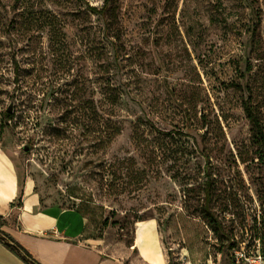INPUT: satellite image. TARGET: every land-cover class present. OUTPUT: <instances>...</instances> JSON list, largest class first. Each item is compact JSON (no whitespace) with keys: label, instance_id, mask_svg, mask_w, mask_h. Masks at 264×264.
Wrapping results in <instances>:
<instances>
[{"label":"rangeland","instance_id":"1","mask_svg":"<svg viewBox=\"0 0 264 264\" xmlns=\"http://www.w3.org/2000/svg\"><path fill=\"white\" fill-rule=\"evenodd\" d=\"M105 4L0 0V147L110 250L155 219L172 264L264 253V0Z\"/></svg>","mask_w":264,"mask_h":264},{"label":"crops","instance_id":"2","mask_svg":"<svg viewBox=\"0 0 264 264\" xmlns=\"http://www.w3.org/2000/svg\"><path fill=\"white\" fill-rule=\"evenodd\" d=\"M22 194V207L17 203ZM17 213L16 221H12ZM0 230L22 246L40 264H169L162 248L159 224L145 220L142 238L130 246L119 243L114 250L102 241L85 237L86 219L76 210L42 201L30 178L20 173L14 159L0 147ZM150 229V231H148ZM0 264H27L0 241Z\"/></svg>","mask_w":264,"mask_h":264},{"label":"trees","instance_id":"3","mask_svg":"<svg viewBox=\"0 0 264 264\" xmlns=\"http://www.w3.org/2000/svg\"><path fill=\"white\" fill-rule=\"evenodd\" d=\"M107 6V0L104 8V10ZM92 11L97 12L95 8L92 9ZM101 12V11H100ZM120 95L117 93V90L115 88L108 89L107 92L104 94V101L107 103H110L111 105H115L117 101L119 100ZM246 113L248 114L249 118H252V112L249 107H246ZM88 116L91 120V133L101 136V138L104 140L105 144H110L113 139L120 134V129L117 128L115 125L111 126V122L109 120H104V117L101 115V113L98 112L97 106L93 102V100L88 99ZM9 119L12 118L11 115L8 116ZM50 132H56L55 129L50 130ZM103 135L105 137H103ZM211 192L210 187L208 186L205 194V207L208 208L211 203ZM22 194L19 197L17 207H22ZM17 213H15L12 217V221H16ZM209 217L211 221L209 223H213L216 220L213 218L212 214H209ZM6 225V222L3 217L0 216V227H3ZM0 241H3L8 248L14 252L16 255H18L20 258H22L27 264H40L37 262L31 254L27 250H25L22 246L14 242L11 238H9L6 234H4L0 230ZM233 247V246H232ZM263 253V252H262ZM264 254V253H263ZM169 264H172V262L169 261Z\"/></svg>","mask_w":264,"mask_h":264},{"label":"built area","instance_id":"4","mask_svg":"<svg viewBox=\"0 0 264 264\" xmlns=\"http://www.w3.org/2000/svg\"><path fill=\"white\" fill-rule=\"evenodd\" d=\"M233 264H264V254L260 247L248 252L244 248L233 252Z\"/></svg>","mask_w":264,"mask_h":264},{"label":"bare ground","instance_id":"5","mask_svg":"<svg viewBox=\"0 0 264 264\" xmlns=\"http://www.w3.org/2000/svg\"><path fill=\"white\" fill-rule=\"evenodd\" d=\"M150 225H151V223L150 224H144L143 221H138L136 223V226L138 227V236H139V238H142L144 227L145 226H150ZM148 231H150V229Z\"/></svg>","mask_w":264,"mask_h":264},{"label":"water","instance_id":"6","mask_svg":"<svg viewBox=\"0 0 264 264\" xmlns=\"http://www.w3.org/2000/svg\"><path fill=\"white\" fill-rule=\"evenodd\" d=\"M7 111H8L9 114L12 113V109L11 108H9Z\"/></svg>","mask_w":264,"mask_h":264}]
</instances>
